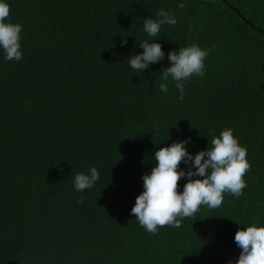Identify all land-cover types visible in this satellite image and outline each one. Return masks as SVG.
<instances>
[{"label": "trees", "instance_id": "obj_1", "mask_svg": "<svg viewBox=\"0 0 264 264\" xmlns=\"http://www.w3.org/2000/svg\"><path fill=\"white\" fill-rule=\"evenodd\" d=\"M7 3L23 28V56L0 53V264L235 261L237 229L264 223V0H185L184 9L178 0ZM160 8L175 10L178 23L150 38L142 19ZM144 39H159L165 54L192 43L210 50L183 101L171 80L159 91L166 58L142 74L129 67ZM225 127L247 147L244 194L146 232L130 209L158 145L191 137L195 154ZM93 166L94 187L74 191V175Z\"/></svg>", "mask_w": 264, "mask_h": 264}, {"label": "clouds", "instance_id": "obj_2", "mask_svg": "<svg viewBox=\"0 0 264 264\" xmlns=\"http://www.w3.org/2000/svg\"><path fill=\"white\" fill-rule=\"evenodd\" d=\"M185 0H178L177 8L184 9ZM10 6L7 0H0V53L4 60L19 62L22 59L20 23L9 19ZM156 18L148 16L143 20V32L148 37H157L163 26H175L178 14L175 10L160 8ZM159 39H144L138 47L142 52L130 54L129 67L142 74L145 69L160 61H168L167 67L159 70V91L169 92V81L178 91V101H183L187 82L192 77L205 75V60L208 48L197 43L170 50L165 54ZM127 39L120 41V46L127 45ZM211 141L205 149L191 154L188 145L191 137L159 146L152 157L155 164L142 175L143 191L135 197L130 213L146 232L156 234L165 225L178 228L182 219L193 216L201 206L210 209L219 208L224 194L233 197L242 196L247 182L243 179L251 165L247 160V147L241 145L234 129L225 127L219 135L210 130ZM170 138L168 131V141ZM161 145V144H160ZM183 163L185 167L181 168ZM100 179L99 170L93 166L87 172H77L73 177V190L84 192L94 187ZM186 182L182 188L178 181ZM83 203V200H78ZM234 242L240 249L238 258L227 260L225 264H264V223L250 222L246 227H239L234 234Z\"/></svg>", "mask_w": 264, "mask_h": 264}, {"label": "bare ground", "instance_id": "obj_3", "mask_svg": "<svg viewBox=\"0 0 264 264\" xmlns=\"http://www.w3.org/2000/svg\"><path fill=\"white\" fill-rule=\"evenodd\" d=\"M150 168V167H149ZM144 171V170H143Z\"/></svg>", "mask_w": 264, "mask_h": 264}]
</instances>
